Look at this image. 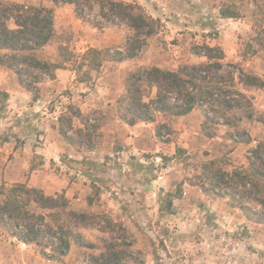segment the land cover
Listing matches in <instances>:
<instances>
[{
	"label": "rangeland",
	"instance_id": "1",
	"mask_svg": "<svg viewBox=\"0 0 264 264\" xmlns=\"http://www.w3.org/2000/svg\"><path fill=\"white\" fill-rule=\"evenodd\" d=\"M2 1L40 5L39 0ZM117 1L138 4L155 21L156 32L132 66L114 79L112 90L98 80L118 67L108 61L99 70L78 68L79 64L91 43L98 47L90 48L120 50L134 31L124 25L99 30L79 19L68 4L50 3L58 39L34 54L44 61L62 62L59 48L68 47L74 58L66 68L75 71L76 81H87L83 88L76 84L47 99L53 100L47 109L56 112L53 118L60 135L56 138L61 147L51 152L56 160L44 166L42 155L25 153L32 156L30 166L10 167L12 155L0 165V188L25 183L48 196L65 194L71 210L90 215L89 224L74 231L93 247L72 241L66 256L48 259L40 246L26 247L0 228V264H101L98 258L112 243L120 246L121 264H264V223L251 213L260 209L248 204L241 210L229 197L206 192L201 182L202 166L211 160L227 171L248 166V152L256 143H240L248 139L241 132L252 139L264 138L260 122L264 120V0ZM149 7L161 13L153 16ZM106 31L110 37L102 38L99 33ZM105 40L111 45L104 47ZM206 45L223 50L225 70L237 74L240 69L263 82L247 89L236 87L250 99L252 118H246L249 109L229 113L231 118L243 117L238 131L214 125L207 120V109L199 107L184 117L156 113L155 121L137 123L149 135L130 134L123 125L127 100L121 99L127 95L131 75L151 67L178 71L206 63L194 51ZM2 92L0 117L11 119L4 122L0 140L15 134L11 131H18L22 139L31 137V146L50 140L48 135L40 139L19 131L28 121H22ZM87 96L89 107L82 113L78 105ZM51 121L50 117L38 126L31 124L36 132L48 129ZM210 133L215 138L207 137Z\"/></svg>",
	"mask_w": 264,
	"mask_h": 264
},
{
	"label": "trees",
	"instance_id": "2",
	"mask_svg": "<svg viewBox=\"0 0 264 264\" xmlns=\"http://www.w3.org/2000/svg\"><path fill=\"white\" fill-rule=\"evenodd\" d=\"M40 5L0 0V50L9 53L0 55V66L13 70L22 87L39 96L38 85L45 78H55L57 69L66 68L74 54L61 45L62 62H48L35 56L58 39L55 31V17L52 8L44 6L48 1L57 5H73L82 21H87L99 30L110 25H124L134 31L126 40L123 49L89 48L82 56L79 67L99 70L106 61H124L136 58L155 32V21L147 16L138 4H127L117 0H39ZM196 55L207 59L206 63L185 65L178 71L151 67L135 72L130 77L127 95V124L155 121L156 113L173 117L190 114L196 108H206L207 120L214 125L232 126L238 129L242 118L228 116L234 110L249 109L250 99L236 87L244 89L263 84L257 76L243 70H225L224 52L219 47L195 48ZM61 56V57H62ZM89 79V76L86 77ZM87 81V79H82ZM155 91V92H154ZM8 98V94L2 92ZM77 115H81L80 111ZM74 114V116H77ZM128 117V118H127ZM264 124V120H260ZM238 131H240L238 129ZM240 143H251L252 138ZM215 133L207 135L213 138ZM232 139V138H231ZM236 142V141H235ZM248 166L227 171L215 160L205 163L202 188L219 196H227L235 207L243 210L248 204L260 210L251 212L258 222L264 223V139L258 140L247 155ZM207 185V186H206ZM90 215L70 209L65 194L46 195L42 190L16 183L0 188V228L9 232L11 238L25 244H36L48 258L64 257L71 249L72 241L83 247L92 248L83 236L74 231L79 225H88ZM120 246L112 243L98 258L101 264H121ZM50 251V253L48 252Z\"/></svg>",
	"mask_w": 264,
	"mask_h": 264
},
{
	"label": "crops",
	"instance_id": "3",
	"mask_svg": "<svg viewBox=\"0 0 264 264\" xmlns=\"http://www.w3.org/2000/svg\"><path fill=\"white\" fill-rule=\"evenodd\" d=\"M50 3L51 2H48V1L42 2V4L47 7H51ZM39 4H41L40 1H39ZM68 6L74 8L73 5H68ZM149 12L151 13V15L156 16V15H159V13H161V9L154 8L150 11V7H149ZM99 35L102 38L110 37L109 32L107 31L104 33H99ZM103 41L104 39L102 40V42ZM109 41L105 40L106 44H104L103 46L108 47L109 45H111L109 44L110 43ZM90 47H98V46L94 45V43H91L90 46L87 47V49H89ZM38 52H40V50H37L35 53H38ZM6 53H9V51L0 50V55L6 54ZM134 59H128V60H124L120 62L108 61L107 63H111V65L118 67L116 68L117 71L115 72L109 71L108 73L105 72L104 75L98 80L100 84L104 86L107 85L108 87H110V90H112V83L114 79H116L118 75H121L123 73V71L121 70L130 68L132 66L131 63H133ZM104 67L105 65L102 66V68ZM107 71H108V68H107ZM75 74H76L75 71L73 70L71 71L70 69H67V68L57 69L55 71L54 79L45 78L44 81L38 85L42 98L38 96V98L34 100V93L22 87L17 74L9 68L0 66V91H3L8 94V100L6 101V103H11L10 107L15 109L18 116H21V117L23 116V119H24L22 120L23 122L28 121L27 125L21 126L20 127L21 130L19 131H24L26 134L30 133L31 134L30 136L32 135L39 136L40 139L45 138L46 135L50 137V140L46 139L44 143L37 142L39 143V146L38 145L31 146V143H32L31 137L26 135V137H23L22 139V135H17L18 131H15V132L11 131V133H15V134L14 135L10 134L8 136V139L0 140V165L3 163H6L11 158L10 156L12 155V158L9 160L10 167H13L14 169H16V167L18 169H22L23 168L22 166H24V168L26 166H30L32 163V156L25 155V153L26 154L33 153V154L42 155L44 166L48 165L52 159L56 160L57 155L54 154L53 156H51V152L57 151V149L61 147V143H59L56 138V137L60 138V135L57 131V122L53 118L56 112L52 109L50 110L47 109V105L50 104L53 100H47V99L53 97L52 95H55V94L61 93L64 90H67L70 86L71 87L75 86L76 84H80V86L83 88L84 83L76 81ZM98 86H99V83H98ZM83 91L85 92L86 90L84 89ZM113 94H114V89L113 91H111L110 95H113ZM85 99L86 101H84L83 103H79L78 105L82 113H85L86 111L85 109L88 110V107H89L88 106L89 105L88 100H90L89 96L85 97ZM93 106L95 105H91V107ZM50 117L52 118L50 127L48 129L41 128V130H37L35 132V129H34L35 124H31V123L36 122L37 123L36 125L38 126L40 121L41 123H43L44 121H48ZM181 117H184V116H181ZM10 119L11 117H6V116L0 117V133H3L2 128H3V131L5 130L4 122ZM123 125H125L124 127H128L129 133L134 134L135 137H139V136L142 137V136H146L147 134L148 135L150 134V132H148L147 130H144V132H141L140 129L137 128L139 127V124L130 126V125L123 123ZM220 126H226V125H220ZM14 128L18 129L16 126ZM51 136L54 138V143H52ZM213 138H215V136ZM18 139H22V141L19 142ZM261 139H264V138H261ZM261 139L253 138L252 142L256 143L258 140H261ZM22 245L23 244L19 245L18 247L22 248L23 247ZM28 245L30 244H25L26 247H29Z\"/></svg>",
	"mask_w": 264,
	"mask_h": 264
}]
</instances>
